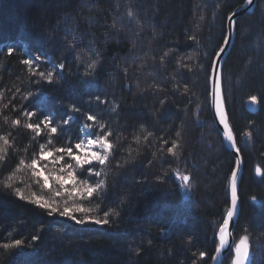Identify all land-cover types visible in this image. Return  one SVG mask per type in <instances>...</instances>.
<instances>
[{"label":"trees","instance_id":"16d2710c","mask_svg":"<svg viewBox=\"0 0 264 264\" xmlns=\"http://www.w3.org/2000/svg\"><path fill=\"white\" fill-rule=\"evenodd\" d=\"M245 1L0 0V135L9 138L0 153V244L24 242L19 249L0 248V264L211 263L230 206L235 158L212 116L208 66L223 46L226 16ZM235 28L223 74L229 121L244 162L234 238L236 243L249 235L247 264H264V175L257 174V169L264 173V0L239 17ZM191 35L196 42L188 39ZM9 47L15 48L12 56ZM165 52L169 55L161 61ZM37 56L41 59L35 63L45 72L65 65L62 74L56 70L52 84L30 75L21 63ZM93 60L96 69L89 75ZM28 92L32 97L23 99ZM253 95L260 98L257 112L246 109ZM73 105L79 113L71 111ZM25 111L37 115L29 120ZM89 112L105 124L103 131L99 123L92 124L93 136L113 133L106 165L85 166L103 168L105 189L81 199L69 196L51 177L50 189L43 188L42 178L37 184L28 167L38 159L40 145H46L45 150L67 147L85 138L88 133L81 127L92 123L86 119ZM46 115L58 128L55 135L43 125L40 135L25 127ZM68 115L74 120L64 125ZM14 119L21 124L14 127ZM250 130L249 138L245 133ZM147 132L153 135L145 141ZM173 140L180 143L178 156L167 150ZM57 155L40 161L41 166L47 164L45 175L58 170V164L49 162ZM67 162L66 157L62 163ZM184 175L192 180L184 181ZM76 176L92 184L104 178L84 170H77ZM8 183L12 188L5 187ZM65 187L71 191L72 182ZM14 188L61 208L67 203L69 208L91 209L74 211L78 219L102 218L109 210L120 216H110L108 225H79L48 216L19 199ZM56 191L62 194L56 196ZM235 243L222 264L234 263ZM201 251L207 253L205 258L199 257Z\"/></svg>","mask_w":264,"mask_h":264},{"label":"snow or ice","instance_id":"6c2138e0","mask_svg":"<svg viewBox=\"0 0 264 264\" xmlns=\"http://www.w3.org/2000/svg\"><path fill=\"white\" fill-rule=\"evenodd\" d=\"M248 4H251L253 0H247ZM236 15L235 12L228 14L226 16V19L228 20L229 24L231 26H235L236 21L234 20V16ZM128 16L132 17L133 13L131 11L128 12ZM203 19V17H201ZM114 27V25H113ZM189 40L196 42L197 37L195 35H191L188 37ZM228 43V40H224V44L226 45ZM15 51V48L9 47L7 49V54L9 56H12ZM225 52V47H220L217 52L214 53L213 61L209 63L208 66V78L213 84V91L212 95L214 98L222 97L223 96V88H222V69L220 67L219 58L222 53ZM169 55L168 52H165L163 56H161V61H163L164 57H167ZM41 57L37 56L34 59H23L21 63L25 65L32 76H38L41 80L48 84L53 83L54 75L56 74V70H58L61 74L64 71L65 65L63 63H60L58 65L53 66V71H42L40 70L39 65H37L35 62L40 60ZM191 59V58H189ZM97 65V61L93 60L91 63L88 64V69L90 70L89 75L95 72ZM184 67H188L187 65H182ZM191 71V68H189ZM185 91H187V88H185ZM17 92H19V89H17ZM33 93L28 92L23 96V99L28 100L32 97ZM0 96H3V93L0 92ZM97 101H100V97L97 96L95 98ZM260 98L256 95H253L250 97V101L252 103H258ZM102 103H107V101H101ZM7 107V105H5ZM115 107H119V105H116ZM216 111L219 114V120L220 123L223 125V128L225 131V136L228 141H230L233 146L236 145V139L233 134L232 129L230 128L229 120L227 117L226 110L222 109L220 107V103L217 101L216 105ZM71 111L79 113L80 109L76 107L75 105L72 106ZM24 116L28 117L29 120H31L32 117L36 116L37 113L35 111H25L23 113ZM86 119L89 122H92L91 124L85 123L81 127V131H85L88 133L86 138L80 139L78 142H76L74 145H70L67 147H54V148H47L46 145H40V151H39V157L34 158L31 160V163L28 165V167L32 170V176L37 178L36 183H40V179L43 180V188L50 189V177L55 180L56 184L59 185L60 189H63L64 192H68L69 196L78 195L81 199L84 198L86 195L88 198H91L93 196V193L96 191H103L106 187V174L103 172V168L100 170H96L92 167H85V166H91L93 163H97L101 166L106 165V163L109 160V157L113 150V143L109 140V137L113 135V133L109 130L107 132H104L103 135H96L93 136L91 134L92 124L99 123L97 120V117L90 112L86 114ZM5 122H8V117H4ZM74 116L68 115L66 118L63 119L62 123L64 125H69L73 122ZM53 117L51 115L44 116L39 123H27L25 127L29 130L34 131L37 135L42 134L41 125H43L45 128L48 129V132L50 135H55L58 132V128L56 126H53ZM12 125L19 126L21 124L20 119H14L11 121ZM141 129H143V125L140 126ZM105 128V124L99 123V129L100 131H103ZM153 134L151 132H147V135L144 137L145 141L148 140V137L152 136ZM247 137L252 136V131H248L245 133ZM176 136L180 137L181 133L178 131L176 132ZM137 142L139 143L140 137H136ZM0 153H3L6 149V146L9 144V138L8 135H0ZM48 143H51V140L48 141ZM165 144L168 143V141H164ZM180 148L179 140H173L171 143V146L167 149L169 153L173 156H178L179 152L178 149ZM75 149V151H74ZM95 149V150H94ZM236 151L239 152V148H236ZM54 153L59 154L55 156L54 159H51L49 162L53 165H59L58 170H53L49 173V175H45V169L47 168V164H44L43 166L40 165V161L52 158L54 156ZM67 157L68 162L62 163L65 161V158ZM3 159V156L0 155V160ZM25 161L21 160L20 165H24ZM77 170H84L88 176H96V177H104L99 180H97L94 184L88 183L87 181H79L76 172ZM238 170V169H237ZM19 171V168L17 169ZM257 174L264 175V173L261 172L260 169H257ZM13 177L10 176L8 179L11 180ZM182 179L186 182H190L192 180V177L190 175H184ZM72 182V189L69 191L65 185L67 182ZM237 171H233L231 173V190H232V201H231V209L227 213V220L223 221V226L219 229V239L220 244L219 248H217V254L220 253V251L225 246V232L228 227V221L231 220L233 217V214L236 212L237 209ZM7 188H12V184L8 183L5 185ZM14 194L22 200H25L29 203L34 204L36 207L43 209L48 216L53 215H59L61 217H66L70 220H72L74 223L79 225H86L89 223H94L96 225H108L111 223V220L109 219L110 216H120L119 211L109 210L105 211L103 213L102 218H96V217H89L85 215L83 218L78 219L76 215L73 214V212H79V213H88L91 211V209L84 208L83 206L77 205L74 208H69L67 206V203H65V206L63 208L60 207L58 203L55 201L46 199L42 196H36L35 193H33L31 196H25L23 191L20 188H14L13 189ZM62 193L61 191H56L55 195L60 196ZM253 200L256 199V197L252 198ZM33 240L39 239L38 236H33ZM250 236L244 235L240 239V242L235 247V261L234 264H245V261L249 258V249H250ZM151 243V242H149ZM24 245V242L20 239H15L11 242H4L0 244V248L4 250H10V249H19ZM137 252H139V249H137ZM207 256L206 252H199V257L205 258Z\"/></svg>","mask_w":264,"mask_h":264},{"label":"water","instance_id":"95a60500","mask_svg":"<svg viewBox=\"0 0 264 264\" xmlns=\"http://www.w3.org/2000/svg\"><path fill=\"white\" fill-rule=\"evenodd\" d=\"M257 5V0H253V2L251 4H248L247 0L245 1L244 5L238 9L237 11H235L236 15L234 16V20L237 21V19L246 14V13H252ZM235 38H236V28L235 26H231L229 24V22L227 21V40L228 43L225 45L223 44L222 47H225V52L221 54L220 58H219V63H220V67L222 69V76L224 74V67H225V61L226 58L229 54V52L232 49V46L235 42ZM222 88H223V80H222ZM213 84L210 81V105H211V112H212V116L214 118L215 124L223 138L224 144L227 147V149L231 152V154L234 156L235 158V167L233 171H237V209L236 212L233 214V217L231 218V220L228 221V227L226 229L225 232V246L224 248L220 251L219 254H217V251H215L211 263L210 264H222L223 260L225 259L226 255L230 252L231 248L233 247L234 243H235V238H234V229L235 226L238 222L239 219V215H240V210H241V201H240V197H239V188H240V183H241V179H242V175H243V170H244V162H243V157L239 152L236 151V148L238 147L237 144V139H236V145L235 147L233 146V144L227 140L226 136H225V129L223 128V125L220 123L219 120V114L216 111V103L217 101L220 103V107L224 110H226L227 112V117L229 120V116H228V111H227V107H226V102H225V96H224V88H223V96L222 97H218V98H214L212 95V91H213ZM246 109L250 112H257L259 109V104L258 103H252L250 100L247 101L246 103ZM230 124V121H229ZM230 128L232 129L231 125ZM233 131V129H232ZM238 169V170H237ZM229 196H230V206L228 211L231 209V201H232V190H231V179H230V183H229ZM227 211V213H228ZM227 214L225 216L224 220H227ZM223 226H220V228ZM217 240H218V244H217V248H219V244H220V239H219V231L217 233ZM216 248V250H217ZM235 257H236V253H235ZM235 261V259H234ZM248 260L245 261V264H247ZM234 264V263H233Z\"/></svg>","mask_w":264,"mask_h":264},{"label":"rangeland","instance_id":"374dc122","mask_svg":"<svg viewBox=\"0 0 264 264\" xmlns=\"http://www.w3.org/2000/svg\"><path fill=\"white\" fill-rule=\"evenodd\" d=\"M243 5H244V4H243ZM243 5H242V6H243ZM242 6H241V7H242ZM241 7H240V8H241ZM240 8H238V9H240ZM238 9H237V10H238ZM237 10H236V11H237ZM240 17H241V16H240ZM226 38H227V33H226V37H225V39H226ZM225 39H224V40H225ZM223 44H224V42H223ZM86 137H87V136H86ZM86 137H85V138H86ZM94 150H95V149H94ZM218 231H219V230H218ZM239 242H240V240L236 241V243H235V247H236V245L239 244ZM235 247H234V252H235Z\"/></svg>","mask_w":264,"mask_h":264}]
</instances>
